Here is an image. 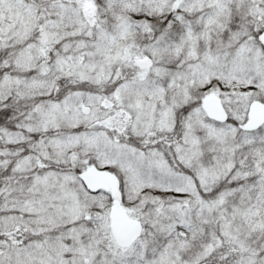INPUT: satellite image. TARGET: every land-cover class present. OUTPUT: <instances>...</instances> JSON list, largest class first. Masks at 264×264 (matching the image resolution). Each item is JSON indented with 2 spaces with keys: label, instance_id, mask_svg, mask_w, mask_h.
Here are the masks:
<instances>
[{
  "label": "snow or ice",
  "instance_id": "obj_1",
  "mask_svg": "<svg viewBox=\"0 0 264 264\" xmlns=\"http://www.w3.org/2000/svg\"><path fill=\"white\" fill-rule=\"evenodd\" d=\"M0 264H264V0H0Z\"/></svg>",
  "mask_w": 264,
  "mask_h": 264
}]
</instances>
